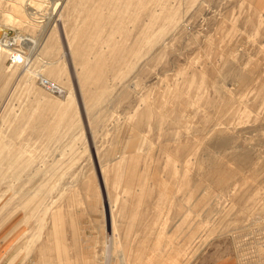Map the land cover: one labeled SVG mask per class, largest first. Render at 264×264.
Listing matches in <instances>:
<instances>
[{"label":"rangeland","instance_id":"1","mask_svg":"<svg viewBox=\"0 0 264 264\" xmlns=\"http://www.w3.org/2000/svg\"><path fill=\"white\" fill-rule=\"evenodd\" d=\"M16 32L0 260L40 259L55 222L73 264H264V0H0Z\"/></svg>","mask_w":264,"mask_h":264},{"label":"crops","instance_id":"2","mask_svg":"<svg viewBox=\"0 0 264 264\" xmlns=\"http://www.w3.org/2000/svg\"><path fill=\"white\" fill-rule=\"evenodd\" d=\"M14 158L15 155H13V152H10L8 150L6 151V149H0V184L7 182L9 186L12 185L16 182L17 179L16 176L13 177L12 175L16 173H22L20 166H14L12 164L14 162ZM3 210H5V208L0 209V212H2ZM5 214L6 213L3 212L2 217ZM42 220L43 219H41V221ZM52 221L54 220L52 219ZM54 223L55 222H53V234L48 236L39 248L40 259L37 260L36 257L28 254L23 257L27 258L28 264H73L70 259V248L66 240H64L65 234L61 235L58 226H55ZM39 227H41V225ZM37 229L38 230L36 231L35 235L41 239L39 228L37 227ZM57 236H59V241H61L60 244H56L55 238L57 239ZM22 252L23 251L20 250L17 256L18 259L22 257ZM9 257L10 255H5L0 260V264H19L17 258L12 259ZM20 264L23 263L21 262ZM209 264H239V260L234 256H224L210 262Z\"/></svg>","mask_w":264,"mask_h":264},{"label":"bare ground","instance_id":"3","mask_svg":"<svg viewBox=\"0 0 264 264\" xmlns=\"http://www.w3.org/2000/svg\"><path fill=\"white\" fill-rule=\"evenodd\" d=\"M56 3V2H55ZM59 11V9L57 10L56 8V13ZM55 12V11H54ZM29 41H28V38H25V37H22L20 34H18L17 32L10 36V37H0V57L4 58V55L5 53L11 55V54H14L16 57H21V63L23 61H25V56L27 55H24L25 52H28L29 50V45H28ZM5 51V52H4ZM30 51L28 52V55H29ZM26 54V53H25ZM18 66L19 63L17 62L16 63ZM31 64V63H30ZM28 65V64H27ZM29 67V65H28ZM32 69V68H31ZM30 69V70H31ZM27 70V69H26ZM34 73V71H32ZM37 75V73L35 74ZM26 78H30L32 77V74H26L25 75ZM76 93V92H75ZM74 93V94H75ZM72 95L73 98H75V95ZM80 95V94H79ZM81 97V96H80ZM79 97V98H80ZM76 100H78L76 98ZM76 100L74 99V102L76 103ZM79 105V103H78ZM7 115V112L3 113V118H2V122H3V125H4V119H5V116ZM21 133V132H20ZM102 176L104 178V181H105V175H104V168H102ZM98 176V175H97ZM99 179V178H98ZM103 196V195H102ZM108 197V196H107ZM108 199V198H107ZM104 201V199H103ZM109 200H108V206L110 205L109 204ZM104 204V203H103ZM110 210V209H109ZM110 218H111V227H112V235H113V242L114 243H118L117 242V235H115V231H114V226H113V215H112V210L110 211ZM123 261V260H122ZM124 264V261L122 262Z\"/></svg>","mask_w":264,"mask_h":264},{"label":"built area","instance_id":"4","mask_svg":"<svg viewBox=\"0 0 264 264\" xmlns=\"http://www.w3.org/2000/svg\"><path fill=\"white\" fill-rule=\"evenodd\" d=\"M13 58L15 61H19L21 62V57H15V55L13 54ZM40 84L46 88L47 90L51 91V92H56V93H61L63 92L62 86L60 84H58L55 81H52L49 78H41L40 79Z\"/></svg>","mask_w":264,"mask_h":264}]
</instances>
